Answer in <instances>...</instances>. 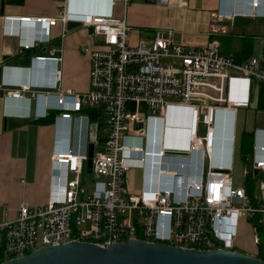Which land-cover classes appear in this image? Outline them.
<instances>
[{
	"label": "built area",
	"instance_id": "2783aa9c",
	"mask_svg": "<svg viewBox=\"0 0 264 264\" xmlns=\"http://www.w3.org/2000/svg\"><path fill=\"white\" fill-rule=\"evenodd\" d=\"M132 1L108 0L112 10L102 14L72 13L67 10V0H56L58 15L54 17L5 16L45 27L39 40L18 37L26 49L49 41V26L60 22L65 27L68 20L80 21L91 34L100 37V44L82 47L89 53L90 63L88 88L84 91L60 86L61 70L57 64L61 57L53 55V48L46 52V47L44 54L31 57L37 65L52 62L48 69L36 70V79L28 68V81L0 83V91L8 98L35 101L43 94L54 96L56 100L50 106L57 110L60 126L68 131L73 120L79 119L86 121L88 131L82 148L81 139L77 148L65 137L57 141L59 145L55 140L48 198L39 204L21 202L16 214L0 223V262L43 245L70 240L108 246L115 241L140 238L197 249H233L240 219L250 222L253 242L264 249V145L252 146L244 156V174H254L257 169L254 176L258 178V195H251L244 186L233 185L227 167L211 163L217 106L202 96V88L217 87L214 77L226 78L235 73L250 82H264V54L239 60L234 54L222 53L215 39L190 44L175 31L160 27L152 31L150 40L132 42L131 25L126 18ZM173 1L155 2L169 5ZM219 15L231 17L228 12ZM132 104L146 106L151 116L166 115L171 104L190 107L189 144L182 151V159H193L192 178L178 171L164 179L166 149L152 152L141 144L124 141L130 122L149 116L132 108ZM230 104L247 105L248 101L238 99ZM83 107H99L103 111L102 139L99 120L91 121ZM35 115L45 116V110H36ZM199 125L205 127L203 134L198 131ZM90 141L94 143L90 172L99 177L92 179L90 191H86ZM150 156L159 157L162 167L159 187L130 189L127 172L143 165ZM55 171L63 174L58 179L63 185L56 195L52 192ZM159 223L165 224L162 232L157 229Z\"/></svg>",
	"mask_w": 264,
	"mask_h": 264
},
{
	"label": "crops",
	"instance_id": "0c3cea01",
	"mask_svg": "<svg viewBox=\"0 0 264 264\" xmlns=\"http://www.w3.org/2000/svg\"><path fill=\"white\" fill-rule=\"evenodd\" d=\"M185 9H179L177 1L169 5L156 2L133 0L127 10V21L131 25V41L150 40L155 28H169L190 44H200L215 39L225 54H234L237 59L245 60L250 56L264 54V6L256 16L240 14L247 8V0H186ZM67 10L72 13L96 12L110 13L108 0H67ZM254 12V8L252 9ZM150 15H145L146 13ZM220 12H228L225 18ZM49 16L58 15L56 0H0V83L28 81V68L34 62L31 57L44 54V48L55 49L53 55L60 56L58 67L61 70L60 86L64 89L84 91L88 88L89 53L82 47H94L100 44V37L93 35L83 26L65 27L56 22L49 26L50 39L40 42L32 48L20 45L18 34L30 39L35 30L42 34L45 27L33 23L25 24L17 19L5 16ZM260 25V26H258ZM36 27V29H35ZM262 28V29H261ZM263 46V50H259ZM52 62L35 63L32 72L36 79V70L48 69ZM47 66V67H46ZM35 69V70H34ZM32 76V75H31ZM39 80V78H38ZM217 87L202 88L205 101L216 104L215 142L211 163L225 166L231 170L236 161L244 162L242 154V136L250 133L252 145H264V82L249 81L238 74L226 78L214 77ZM246 100L247 105L233 106V100ZM50 96L44 102L36 104L28 98L15 99L5 97L0 91V223L16 214L21 202L43 203L49 195V185L53 170L52 150L56 129L60 119L57 110H47L46 116H36L35 110H42L47 101L55 102ZM91 107L83 111L92 119ZM135 110L149 115L146 119L130 122L128 137L124 141L132 145H143L148 151L166 149L164 156V179L183 170L181 156L175 152L187 149L189 144L190 107L171 104L166 115L151 116L150 110L142 104H132ZM70 127L75 139H81V148L87 136L83 120L75 119ZM83 124L82 127H79ZM200 134L205 132L199 125ZM80 133V137H78ZM104 135L100 126L99 139ZM239 139V142H237ZM87 143V139L85 141ZM92 142V141H90ZM89 144V142H88ZM174 153V154H173ZM154 157V156H153ZM147 158L143 165L131 167L126 181L130 189L158 188L160 184L159 157ZM161 159V158H160ZM177 170V171H175ZM254 174L245 175L243 166V185L251 195H258V178ZM249 190V191H248Z\"/></svg>",
	"mask_w": 264,
	"mask_h": 264
},
{
	"label": "water",
	"instance_id": "95a60500",
	"mask_svg": "<svg viewBox=\"0 0 264 264\" xmlns=\"http://www.w3.org/2000/svg\"><path fill=\"white\" fill-rule=\"evenodd\" d=\"M144 1L154 3L156 0ZM66 25L74 27L81 25V22L68 20ZM93 151L94 143L89 142L86 159L88 172L92 170ZM174 155L184 156L182 151ZM0 264H264V259L237 249H197L164 241L129 238L108 246L84 240L43 245Z\"/></svg>",
	"mask_w": 264,
	"mask_h": 264
},
{
	"label": "clouds",
	"instance_id": "9594fccd",
	"mask_svg": "<svg viewBox=\"0 0 264 264\" xmlns=\"http://www.w3.org/2000/svg\"><path fill=\"white\" fill-rule=\"evenodd\" d=\"M254 6L256 7L255 10H259L260 11L261 7L264 6V0H247V8H245L240 14L248 15V16H252V15L256 16V15H258L260 12H256V11L253 12V10H252ZM38 36H39V32L35 30L34 32H32V34L30 36V39L39 40ZM18 37L19 38H23L24 37L23 34L21 33V31L19 32ZM30 47L32 48V47H34V45H32ZM34 66H35V63L33 64L32 67H29V69H33ZM47 97H50V96H46L44 94L40 95V96H38V98L34 102L36 104L41 103V102L43 103L44 99L47 98ZM50 104L51 103L48 102V101L43 104V109L45 110V116L47 115V110L51 109ZM35 112H36V110L34 111V114H35ZM71 130H72V128L70 126H69L68 131L67 130L65 131L62 128V126L57 127V129H56V137H55L56 138L55 139L56 143L59 145V143L57 141H59L61 138L65 137L67 141H69L71 143V140H72L73 144H75L74 136L71 137V135H73L71 133ZM67 141H65V142L67 143ZM183 162H184V164H183L184 168H183V170H181V172H183V175H185L188 179L192 178L194 176V172H195V166H194L193 159L188 156L187 158L184 159ZM62 175L58 174V172L55 171V174H54V177H53V184L55 185V187H54V189L52 191L54 193V195H56L59 191H61L63 183H62V181H58V179L61 178ZM185 183H187V179L185 180ZM182 189H183L182 191L184 192L185 191V185L183 186ZM157 229L159 231H161V232L164 231L165 230V224L164 223H159Z\"/></svg>",
	"mask_w": 264,
	"mask_h": 264
},
{
	"label": "rangeland",
	"instance_id": "374dc122",
	"mask_svg": "<svg viewBox=\"0 0 264 264\" xmlns=\"http://www.w3.org/2000/svg\"><path fill=\"white\" fill-rule=\"evenodd\" d=\"M174 1H177V5L179 9L183 10L187 6L186 0H174ZM145 15H150V13L147 12ZM262 28L264 29V25H262ZM259 50H263V46L260 47L258 51ZM237 142H239V139H237ZM243 166H244V163L238 160L236 161L235 164H233L231 170L229 171L234 186L243 185V180H244ZM96 177H99V176L93 172L87 173L85 175L84 187L86 191H90L91 181L93 178H96ZM249 223L250 222L248 220L245 221L243 219H240L238 234L235 237V243H234L233 249H237L247 254L258 256L260 255L261 251L257 250L256 244L253 242L252 229Z\"/></svg>",
	"mask_w": 264,
	"mask_h": 264
},
{
	"label": "trees",
	"instance_id": "16d2710c",
	"mask_svg": "<svg viewBox=\"0 0 264 264\" xmlns=\"http://www.w3.org/2000/svg\"><path fill=\"white\" fill-rule=\"evenodd\" d=\"M90 113H91V118L94 120L96 119V117H99V125L100 126H104V116H103V111L99 108V107H91L89 109ZM241 146H242V154L243 156H245L247 153H249L252 149V137L250 135V133L245 132L244 135L242 136V142H241ZM249 191V190H248ZM257 250H260V255H258V257L264 259V249L263 247L258 244L257 245Z\"/></svg>",
	"mask_w": 264,
	"mask_h": 264
},
{
	"label": "bare ground",
	"instance_id": "6f19581e",
	"mask_svg": "<svg viewBox=\"0 0 264 264\" xmlns=\"http://www.w3.org/2000/svg\"><path fill=\"white\" fill-rule=\"evenodd\" d=\"M253 8H254V12H255V11H256V12H259V10H255V9H256V7H255V6H254Z\"/></svg>",
	"mask_w": 264,
	"mask_h": 264
}]
</instances>
